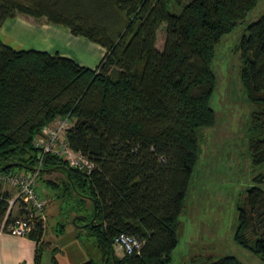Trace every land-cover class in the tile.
<instances>
[{"label":"trees","instance_id":"1","mask_svg":"<svg viewBox=\"0 0 264 264\" xmlns=\"http://www.w3.org/2000/svg\"><path fill=\"white\" fill-rule=\"evenodd\" d=\"M259 0H0V26L18 14L67 27L105 49L94 68L37 50H15L0 40V172H32L33 140L58 118L65 138L95 167L90 173L46 154L37 180L59 201H75L73 223L93 238L99 263L170 264L180 215L202 152L204 130L216 125L210 105L216 46ZM179 7L177 12L170 11ZM164 27L162 50L156 48ZM239 78L250 105L244 131L254 165L264 164V14L246 24L236 51ZM238 205L234 240L264 260V173L254 177ZM10 193L0 187V223ZM89 211L79 213L80 208ZM22 215V211L18 212ZM10 220V217L8 218ZM64 229V225H61ZM119 233L142 240L139 254L115 253ZM36 221L33 264H59L56 247ZM201 264H241L233 256Z\"/></svg>","mask_w":264,"mask_h":264},{"label":"rangeland","instance_id":"2","mask_svg":"<svg viewBox=\"0 0 264 264\" xmlns=\"http://www.w3.org/2000/svg\"><path fill=\"white\" fill-rule=\"evenodd\" d=\"M170 11L177 12L180 8ZM264 14V0L248 12L243 21L226 34L215 48L211 68L217 84L210 105L216 113V125L204 130L201 143L202 152L193 171L190 187L185 199V209L180 215L178 244L172 252L170 264H201L208 257L217 259L233 256L241 264H264V260L253 251L234 240L238 224V205L242 202L246 187L255 184L254 177L264 173V164L254 165L247 152L245 125L250 113V105L239 78L241 66L240 51H236L246 24ZM164 27L157 32L155 46L162 50ZM39 178L36 190L46 200L45 215L47 239L60 243L62 250L74 251L78 248L88 254V258L100 262L94 240L85 235L77 226L83 225L76 219L79 210L75 201H59L55 189L46 180L58 182L62 178L59 171ZM4 190L12 195V188ZM80 208L79 213L89 211ZM61 225H64L62 230ZM72 234H77L76 238ZM79 235V236H78ZM120 256L122 250L115 246ZM49 252H45L43 264H47Z\"/></svg>","mask_w":264,"mask_h":264},{"label":"crops","instance_id":"3","mask_svg":"<svg viewBox=\"0 0 264 264\" xmlns=\"http://www.w3.org/2000/svg\"><path fill=\"white\" fill-rule=\"evenodd\" d=\"M0 40L15 50L32 49L56 53L89 68H94L105 53L103 47L84 37L71 34L67 27L51 24L44 18L38 19L23 14L6 19L1 24ZM45 217L43 240L49 242L51 247L57 248L55 258L58 263L84 264L88 261V254L81 249H67L66 252L61 249L60 243L47 239V216ZM72 237L76 238L77 234H72ZM34 249L35 242L28 236H15L0 229V264H33Z\"/></svg>","mask_w":264,"mask_h":264},{"label":"built area","instance_id":"4","mask_svg":"<svg viewBox=\"0 0 264 264\" xmlns=\"http://www.w3.org/2000/svg\"><path fill=\"white\" fill-rule=\"evenodd\" d=\"M70 126L71 121L66 117L58 118L42 128L33 140L37 148V164L34 171L0 172L1 190L8 186L13 191L7 199L6 212L0 223L2 231L15 236H27L36 221L44 226L46 200L37 192L36 184L39 167L46 154L61 157L70 167L81 172L90 173L95 167L92 161L69 146L65 133ZM19 211L23 212L22 215ZM143 243L139 238L125 233H119L113 240L114 247L129 255L139 254Z\"/></svg>","mask_w":264,"mask_h":264}]
</instances>
